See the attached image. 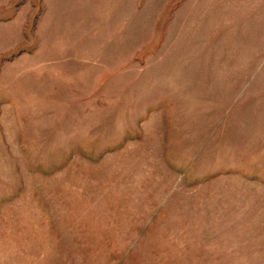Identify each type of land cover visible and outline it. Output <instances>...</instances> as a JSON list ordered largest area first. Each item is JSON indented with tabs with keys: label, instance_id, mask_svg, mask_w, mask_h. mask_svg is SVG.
<instances>
[{
	"label": "rangeland",
	"instance_id": "rangeland-1",
	"mask_svg": "<svg viewBox=\"0 0 264 264\" xmlns=\"http://www.w3.org/2000/svg\"><path fill=\"white\" fill-rule=\"evenodd\" d=\"M0 264H264V0H0Z\"/></svg>",
	"mask_w": 264,
	"mask_h": 264
}]
</instances>
